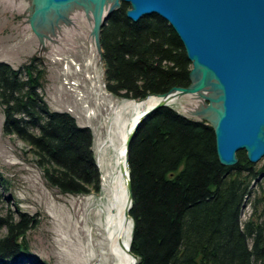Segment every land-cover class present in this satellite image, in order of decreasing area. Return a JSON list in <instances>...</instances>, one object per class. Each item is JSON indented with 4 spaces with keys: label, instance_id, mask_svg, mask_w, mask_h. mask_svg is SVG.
<instances>
[{
    "label": "trees",
    "instance_id": "obj_1",
    "mask_svg": "<svg viewBox=\"0 0 264 264\" xmlns=\"http://www.w3.org/2000/svg\"><path fill=\"white\" fill-rule=\"evenodd\" d=\"M129 9L122 3L101 29L108 91L142 101L189 87L192 63L172 26L158 15L134 22L127 17ZM47 74L36 56L18 69L0 63L3 134L29 146L50 188L65 195L99 193L102 174L93 132L70 113L50 110ZM127 162L136 264H264V196L255 198L249 219L242 221L264 165L250 163L245 152L238 153L237 165H222L208 122L163 106L134 130ZM5 183L0 172V189ZM256 187L264 193V180ZM33 227L25 214L19 219L0 215V264H11L28 251Z\"/></svg>",
    "mask_w": 264,
    "mask_h": 264
},
{
    "label": "rangeland",
    "instance_id": "obj_2",
    "mask_svg": "<svg viewBox=\"0 0 264 264\" xmlns=\"http://www.w3.org/2000/svg\"><path fill=\"white\" fill-rule=\"evenodd\" d=\"M27 9V4L0 0V63L5 62L18 69L32 57L40 58L48 73L44 92L50 110L70 113L79 126L90 127L94 137L95 159L103 174L115 152L109 142L115 125L114 111L123 101L105 94L102 86L98 87L96 83V77L103 78L105 70L103 71L104 63L99 48L94 47L92 52L89 51L93 41V23L83 14L75 12L71 15V21L76 24L64 25L57 37L44 43L33 31ZM67 40L72 43L85 40V46L80 52L90 64H96L95 69H90V73L88 71L90 78H94L91 82L81 79L80 84H73V80H76L74 76L83 72L84 59H81L80 52L67 49ZM89 84L93 86L92 89ZM195 104L197 101L191 95H186L172 104V108L190 119L207 121L189 114ZM85 106L93 110L95 115H87L88 109ZM133 114L126 115L128 120ZM3 122L4 114L0 107V172L6 180L0 189V215L10 214L19 219L21 214H25L32 220L35 227L28 233L27 242L30 252L40 264H80L81 224L90 219L93 209H98L102 199L99 195L103 191L88 196L65 195L50 188L42 172L33 163L32 155L28 152L29 146L15 137L5 136ZM263 165L264 160L257 167L261 168ZM91 195L92 204L89 200ZM259 196H264L262 189L253 187V193L246 200L242 211L243 222L249 219L252 202ZM90 229L91 226L87 228V243L91 241ZM4 233L5 230L2 234ZM30 262L36 261H29L27 264H31Z\"/></svg>",
    "mask_w": 264,
    "mask_h": 264
},
{
    "label": "water",
    "instance_id": "obj_3",
    "mask_svg": "<svg viewBox=\"0 0 264 264\" xmlns=\"http://www.w3.org/2000/svg\"><path fill=\"white\" fill-rule=\"evenodd\" d=\"M105 2L46 0L41 14L47 19V12L53 9L58 28L69 25L71 18L63 12L74 5L77 6L74 11L83 12L88 19L89 15L93 21L103 19L97 32L101 56V29L122 3L130 6L127 17L134 22L151 15L165 19L179 36L192 63L190 86L175 87L170 92L176 91L180 96L196 94L205 89L210 77L214 78L222 92L218 123L210 124L215 131L219 161L227 167L235 166L238 153L245 152L249 162H261L264 159V0H117V6L108 13L104 12ZM198 67L202 69L201 79L194 86L192 73ZM169 93L153 95L159 102L144 112L135 125L129 135L126 155L133 132L142 119L163 106H170ZM263 178L264 174L253 185ZM127 185L130 211L133 202L130 171ZM131 255L136 264L137 257Z\"/></svg>",
    "mask_w": 264,
    "mask_h": 264
},
{
    "label": "bare ground",
    "instance_id": "obj_4",
    "mask_svg": "<svg viewBox=\"0 0 264 264\" xmlns=\"http://www.w3.org/2000/svg\"><path fill=\"white\" fill-rule=\"evenodd\" d=\"M13 2L20 5L27 4V12L31 17V26L44 43H46V40L58 36V31L63 26L58 28L56 25L55 21L57 15L55 11L53 9L48 11L47 15H49V18L47 19L41 14V10L45 8L46 0H13ZM117 3V0H106L104 12L108 13L117 6ZM76 7V5L72 6L70 8L72 10L69 9L70 11H64L63 14L70 17L72 12H74V15L75 12L79 11H74ZM89 17L90 18L87 19L94 25L91 34L93 41L89 46V51L92 52L94 47L99 48L97 44V32L103 19H101V21L100 19L93 21L92 16L89 15ZM45 20H47L46 23L43 22ZM71 23L70 19L68 24ZM56 59L61 60L60 58ZM73 64L75 65V63ZM66 69L68 70V67H66ZM201 74L202 69L200 67L193 71L192 83L194 86L200 83ZM65 83L68 84L67 82ZM103 87L106 88V83H103ZM221 93L217 81L210 77L204 90L196 94H191L193 99L197 101V104L192 107L189 114L200 119H205L209 124L216 126L219 120V114L222 111ZM81 97L82 95L80 94V100ZM182 97L183 96H180L176 91L170 92L168 96L170 99V106L175 104ZM158 102L159 99L151 95L143 102L127 100L114 111L116 115L115 125L113 126L114 128L111 132L112 136H110L109 142L115 152L113 158L107 163V169L101 176V190L103 193L99 195V197L102 198L100 206H98L96 210L93 209L90 213V219L83 221L81 224L80 233L82 239L79 246L82 250V254L80 256V264H135L134 258L131 255L133 220L129 215V191L127 185L129 167L126 155L127 142L129 135L144 112L155 107ZM85 108L88 109L87 115H95V112L90 110L88 106H85ZM128 114H133L130 120L126 117ZM262 180H264V178ZM253 184V187L257 186V184L255 186ZM89 200L90 204H92V195L89 197ZM89 226H91V241L87 243L86 235ZM29 261H36L30 262L31 264L41 263L32 255L30 249H28L27 252L20 253L13 264H27Z\"/></svg>",
    "mask_w": 264,
    "mask_h": 264
},
{
    "label": "flooded vegetation",
    "instance_id": "obj_5",
    "mask_svg": "<svg viewBox=\"0 0 264 264\" xmlns=\"http://www.w3.org/2000/svg\"><path fill=\"white\" fill-rule=\"evenodd\" d=\"M83 20L85 21L86 19L83 17ZM74 22V23H73ZM72 22V24L73 25H75L76 24V22L75 21H73ZM78 22V21H77ZM73 25H71V26H73ZM77 30H79V28H77ZM67 42H68V46H67V49L68 50H71V51H73V52H80V51H82L83 50V48H84V44H85V40H80V41H78L77 43H72V42H70V40H67ZM80 55L82 56L81 57V59H84V62H83V65H84V67L82 68V71L84 72V73H86L87 71H88V67H89V60L86 58V56H84V54L83 53H81L80 52ZM81 69V68H80Z\"/></svg>",
    "mask_w": 264,
    "mask_h": 264
},
{
    "label": "built area",
    "instance_id": "obj_6",
    "mask_svg": "<svg viewBox=\"0 0 264 264\" xmlns=\"http://www.w3.org/2000/svg\"><path fill=\"white\" fill-rule=\"evenodd\" d=\"M104 88V93L105 94H107V95H109V96H112V94L105 88V87H103ZM125 100H123V102H124Z\"/></svg>",
    "mask_w": 264,
    "mask_h": 264
}]
</instances>
